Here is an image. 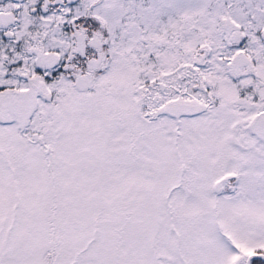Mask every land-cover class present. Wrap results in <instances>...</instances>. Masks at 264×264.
I'll list each match as a JSON object with an SVG mask.
<instances>
[{"label":"snow or ice","instance_id":"6c2138e0","mask_svg":"<svg viewBox=\"0 0 264 264\" xmlns=\"http://www.w3.org/2000/svg\"><path fill=\"white\" fill-rule=\"evenodd\" d=\"M0 264H264V0H0Z\"/></svg>","mask_w":264,"mask_h":264}]
</instances>
